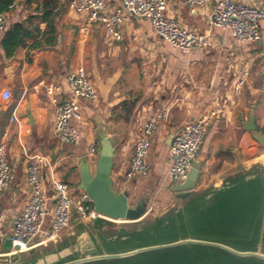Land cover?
<instances>
[{"label":"crops","instance_id":"1","mask_svg":"<svg viewBox=\"0 0 264 264\" xmlns=\"http://www.w3.org/2000/svg\"><path fill=\"white\" fill-rule=\"evenodd\" d=\"M166 1L168 18L191 32L207 33L212 2L190 9L183 0ZM24 2L18 0L6 14L5 31L15 24H27L42 34L46 22L41 20V5ZM116 7L117 0L109 1L105 13ZM51 12L52 46L31 49L36 37L10 59L0 47V137L7 133L6 156L13 175L9 188L0 193V239L10 236L13 219L28 200L25 177L30 160L37 156L46 160L42 180L47 193L52 181H61L77 194L79 165L84 161L94 171L102 130L114 147L113 189L127 193L131 203L148 196L147 212L162 207L172 196L173 182L167 174L172 163L169 137L204 113L215 111L216 116L195 160L200 165L195 191L222 187L264 159V148L243 128L253 111L256 128L264 134V20H259L258 43L237 42L228 31L213 28L207 49L182 53L157 36L145 19L128 17L118 27L120 41H109L104 27L96 24L83 42L78 32L81 17L67 3L57 1ZM79 66L92 81L97 100L78 101L80 141L62 144L54 134L53 109L45 87L59 85L65 99L66 75ZM243 73H247L246 81L236 91L234 86ZM4 90L10 93L8 100L1 98ZM160 106H169L170 114L152 139L145 160L148 176L129 181L125 174L133 145L146 118ZM90 148L96 154L90 155ZM50 218L48 213L44 229ZM76 227L72 225L70 231Z\"/></svg>","mask_w":264,"mask_h":264},{"label":"built area","instance_id":"2","mask_svg":"<svg viewBox=\"0 0 264 264\" xmlns=\"http://www.w3.org/2000/svg\"><path fill=\"white\" fill-rule=\"evenodd\" d=\"M18 0H13L8 9L15 7ZM67 3L68 8L81 17L79 37L85 42L90 31L96 24L104 27L109 41H120L118 27L127 21L128 17L145 19L153 31L163 41L182 53L193 50H205L210 45L213 28H221L230 33L233 40L244 43H258L261 39L259 20H264V0L256 3H241L234 0H183L184 4L195 9L212 2L208 17L207 33H195L181 27L175 20L166 16V0H117L119 7L113 12L105 13L106 5L111 0H57ZM6 28V13H0V34ZM247 73H243L236 82L234 89L238 91L246 81ZM68 96L63 99L62 88L54 83L45 87L53 109L54 134L62 144H77L80 141V123L82 115L78 101L94 103L97 93L85 69L76 67L66 75ZM2 100H8L10 93L4 90ZM169 106H160L144 121L141 133L133 145V155L128 165L125 178L144 179L148 176L145 163L151 148L152 139L160 122L168 120ZM216 116L215 111L200 115L195 120L186 123L179 132L173 135L169 145L172 163L168 169V177L175 183L184 182L197 158L210 121ZM7 133L0 137V193L9 188L13 179L12 169L7 161ZM90 155L96 154L90 148ZM45 159L34 157L26 167V184L29 197L26 204L15 216L9 237L12 246H18L19 254L31 248L49 242L70 230L74 217L79 223L102 218L94 209L85 193L72 194L67 184L52 181L49 193L43 186L42 169ZM48 203L52 208L48 210ZM50 213V223L45 226V218ZM38 240V241H37ZM37 241V242H36Z\"/></svg>","mask_w":264,"mask_h":264},{"label":"water","instance_id":"3","mask_svg":"<svg viewBox=\"0 0 264 264\" xmlns=\"http://www.w3.org/2000/svg\"><path fill=\"white\" fill-rule=\"evenodd\" d=\"M243 128L264 148V134L256 128L253 111ZM172 138L173 135L168 139L169 145ZM113 155V143L102 130L94 171L91 172L84 161L79 165L78 189L86 194L102 218L79 223L74 217L72 224L81 228L79 232L68 230L67 240L62 241L58 236L19 254H12L19 248L12 246L8 236L4 237L0 239V264H140L144 258L149 259L150 264H174L178 257L190 260L192 264H203L202 259L194 257L198 255L204 256V264H264L263 161L234 176L222 187L199 191L194 187L200 165L194 162L187 179L170 188L184 200L181 208L144 225L146 200L140 197L131 203L127 193H118L112 187ZM112 222L130 226L119 228V237H112L109 243L121 249L132 243V248L107 252L110 247L107 246L98 253L82 255V247L89 238L83 227L96 224L98 230H103ZM230 244H248L252 249L238 250ZM176 253L181 255L176 256Z\"/></svg>","mask_w":264,"mask_h":264},{"label":"rangeland","instance_id":"4","mask_svg":"<svg viewBox=\"0 0 264 264\" xmlns=\"http://www.w3.org/2000/svg\"><path fill=\"white\" fill-rule=\"evenodd\" d=\"M143 198L146 200V202L148 204L149 197L144 196ZM183 202H184V200L181 197H179L178 194L172 193V196L169 197V199L165 205H162V207H156V208L148 211L147 214L145 215V217L142 219V222H144V225H148V224L152 223L153 220H155V218H161L164 215H166L169 211L178 210L183 205ZM129 226H130V224L121 223V222H112L111 224L105 225L103 230L102 229L98 230V227L96 224L89 225L88 227L82 226L83 229L85 228L88 231V237H89L86 240L87 241L86 246L82 247V255L88 256V255L93 254V253H98L99 251L103 250L107 246L108 247L110 246L109 248H107V250H108L107 252H116V251H121V250L132 248V243L130 245H127L126 247H124L122 249L119 248L118 246H113L112 243H109L110 242L109 240L112 237H116V238L119 237L117 235V230L119 228L124 227V228L128 229ZM75 230H72V231L79 232L81 230V228L76 227ZM68 233H69V231L64 233L63 236H61L62 241L68 239L67 237H65V234L67 235ZM100 233H101V235H100ZM192 237L205 238L207 236L192 235ZM208 239H211V238H208ZM103 242H105L106 245H104ZM49 245H51V244H49ZM230 245H233V247H235V249H238V250H250V249H252V246H249L248 244H230ZM237 245H241V246H237ZM76 246H77V242H76ZM45 248L46 247L41 248L39 250H43ZM35 251H38V249ZM178 253H180V252H178ZM178 255H181V254L176 253V256H178ZM194 257L202 259L203 264L205 263L204 256L198 255V256H194ZM185 260L186 259H184V258L181 259V257H178V261L175 262L174 264H181V262H182V264H192V261H190V260L185 261ZM129 264H132V262ZM140 264H150V260L147 258H144L140 261ZM160 264H162V263H160Z\"/></svg>","mask_w":264,"mask_h":264},{"label":"trees","instance_id":"5","mask_svg":"<svg viewBox=\"0 0 264 264\" xmlns=\"http://www.w3.org/2000/svg\"><path fill=\"white\" fill-rule=\"evenodd\" d=\"M13 0H0V13H8L9 5ZM35 2L42 7L41 20L46 22V29L41 34L37 28L30 30V26L27 24H15L8 28L4 33L0 41L1 50L4 53L6 59H10L14 56L15 51L18 48L26 46L27 41L35 39L30 48H38L43 46H52L55 42V34L52 27V20L54 15L51 9L57 7V0H25V4ZM33 17H30L28 21H31Z\"/></svg>","mask_w":264,"mask_h":264},{"label":"bare ground","instance_id":"6","mask_svg":"<svg viewBox=\"0 0 264 264\" xmlns=\"http://www.w3.org/2000/svg\"><path fill=\"white\" fill-rule=\"evenodd\" d=\"M262 161L264 162V159Z\"/></svg>","mask_w":264,"mask_h":264}]
</instances>
